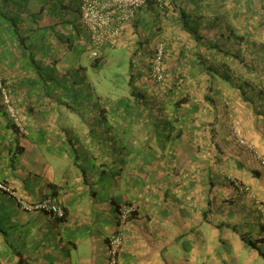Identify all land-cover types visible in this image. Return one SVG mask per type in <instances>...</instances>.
<instances>
[{
    "label": "crops",
    "instance_id": "obj_1",
    "mask_svg": "<svg viewBox=\"0 0 264 264\" xmlns=\"http://www.w3.org/2000/svg\"><path fill=\"white\" fill-rule=\"evenodd\" d=\"M82 1L0 0V83L28 131L0 88V182L66 212L0 191V264H107L125 204L119 264H264V0H160L97 66ZM112 52L121 86L98 79Z\"/></svg>",
    "mask_w": 264,
    "mask_h": 264
},
{
    "label": "built area",
    "instance_id": "obj_2",
    "mask_svg": "<svg viewBox=\"0 0 264 264\" xmlns=\"http://www.w3.org/2000/svg\"><path fill=\"white\" fill-rule=\"evenodd\" d=\"M150 0H83L80 7L81 24L87 31L91 43V57L96 59L105 48L114 47L119 42L127 25L132 23L140 10L146 7ZM264 30V20H263ZM167 52L163 45H159L152 56L149 70L150 79L158 84L164 85L166 81L165 60ZM3 90V107L8 113L13 125L24 134L25 129L20 114L8 92L0 83ZM239 134H237V137ZM239 142L247 145L244 140L238 138ZM250 147V146H249ZM264 165V159H261ZM240 191H248L238 185ZM0 191L18 200L21 208L26 212H42L54 219L66 218L65 210L52 198H45L37 202H27L21 199L17 192L10 186L0 182ZM137 212V208L131 204L122 205L118 210V231L109 238L108 262L107 264H119L120 253L123 249V230L129 224Z\"/></svg>",
    "mask_w": 264,
    "mask_h": 264
},
{
    "label": "rangeland",
    "instance_id": "obj_3",
    "mask_svg": "<svg viewBox=\"0 0 264 264\" xmlns=\"http://www.w3.org/2000/svg\"><path fill=\"white\" fill-rule=\"evenodd\" d=\"M121 53L112 52V56H107L104 63H102L101 72L98 74V79L103 80L106 84L113 83V85L121 86L123 81L126 80V67L125 59L121 61V58L118 59ZM121 57H123L121 55ZM254 240V239H253ZM185 253V250H182V254Z\"/></svg>",
    "mask_w": 264,
    "mask_h": 264
},
{
    "label": "trees",
    "instance_id": "obj_4",
    "mask_svg": "<svg viewBox=\"0 0 264 264\" xmlns=\"http://www.w3.org/2000/svg\"><path fill=\"white\" fill-rule=\"evenodd\" d=\"M158 1H160V0H150L149 2H148V4L146 5V9L148 8V9H150V8H152V7H154V6H158L157 5V3H158ZM164 1V0H163ZM81 7V6H80ZM145 8H143V9H145ZM142 9V10H143ZM142 10H140L139 12H141ZM139 14V13H138ZM157 48V47H156ZM155 52V51H154ZM154 54V53H153ZM153 56V55H152ZM95 60V62H94V65H99L100 63H101V61H102V59H101V56L99 55V57L98 58H96V59H94ZM152 60V59H151ZM167 76V75H166ZM83 91V90H82ZM82 91H80V93H79V95H74V98L77 100V102H79V97L80 96H82L83 94H81L82 93ZM133 92V94L135 93V90H133L132 91ZM81 94V95H80ZM136 94V93H135ZM76 96V97H75ZM135 96V95H134ZM135 97H137V94H136V96ZM82 100H84V98L82 99ZM6 112V111H5ZM6 114H7V116H8V118H9V120L11 121V118L9 117V115H8V113L6 112ZM12 122V121H11ZM13 124V123H12ZM13 127L15 128V130L18 132V133H21L14 125H13ZM238 185H240V184H236V186H237V188H238ZM132 205V204H131ZM136 214V213H135ZM135 216V215H134Z\"/></svg>",
    "mask_w": 264,
    "mask_h": 264
}]
</instances>
